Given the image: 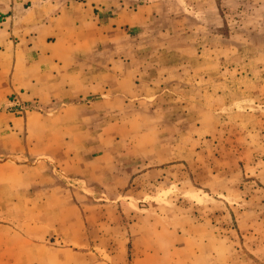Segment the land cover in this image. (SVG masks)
Returning <instances> with one entry per match:
<instances>
[{"label": "rangeland", "instance_id": "obj_1", "mask_svg": "<svg viewBox=\"0 0 264 264\" xmlns=\"http://www.w3.org/2000/svg\"><path fill=\"white\" fill-rule=\"evenodd\" d=\"M99 16L109 106L87 133L139 172L101 191L47 157L35 181L69 189L87 223L122 216L143 264H264V0H101Z\"/></svg>", "mask_w": 264, "mask_h": 264}, {"label": "crops", "instance_id": "obj_2", "mask_svg": "<svg viewBox=\"0 0 264 264\" xmlns=\"http://www.w3.org/2000/svg\"><path fill=\"white\" fill-rule=\"evenodd\" d=\"M59 1L0 0V264H143L148 253L131 242L134 227L122 216L111 211L87 223L69 189L35 181L55 174L47 157L64 175L92 180L101 191H123L116 174L130 180L139 172L120 169L121 158L101 152V138L87 133L91 125L101 128V106H109L101 100V0ZM112 70L115 86L123 80ZM13 99L33 110L7 112ZM126 99L110 110L122 113Z\"/></svg>", "mask_w": 264, "mask_h": 264}, {"label": "built area", "instance_id": "obj_3", "mask_svg": "<svg viewBox=\"0 0 264 264\" xmlns=\"http://www.w3.org/2000/svg\"><path fill=\"white\" fill-rule=\"evenodd\" d=\"M12 102H15L17 104V99H13Z\"/></svg>", "mask_w": 264, "mask_h": 264}]
</instances>
